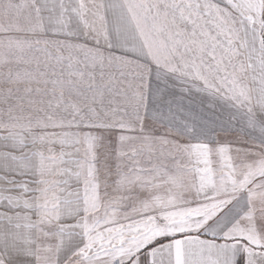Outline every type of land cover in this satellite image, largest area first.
I'll return each mask as SVG.
<instances>
[{"label":"snow or ice","instance_id":"obj_1","mask_svg":"<svg viewBox=\"0 0 264 264\" xmlns=\"http://www.w3.org/2000/svg\"><path fill=\"white\" fill-rule=\"evenodd\" d=\"M0 264H264V0H0Z\"/></svg>","mask_w":264,"mask_h":264}]
</instances>
